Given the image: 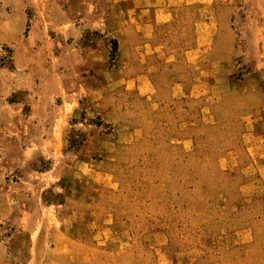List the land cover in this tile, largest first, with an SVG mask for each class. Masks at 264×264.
I'll list each match as a JSON object with an SVG mask.
<instances>
[{"label": "rangeland", "instance_id": "1", "mask_svg": "<svg viewBox=\"0 0 264 264\" xmlns=\"http://www.w3.org/2000/svg\"><path fill=\"white\" fill-rule=\"evenodd\" d=\"M0 264H264V0H0Z\"/></svg>", "mask_w": 264, "mask_h": 264}]
</instances>
